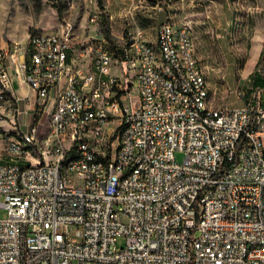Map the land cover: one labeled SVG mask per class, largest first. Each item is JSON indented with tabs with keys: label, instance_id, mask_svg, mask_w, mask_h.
I'll return each instance as SVG.
<instances>
[{
	"label": "built area",
	"instance_id": "built-area-1",
	"mask_svg": "<svg viewBox=\"0 0 264 264\" xmlns=\"http://www.w3.org/2000/svg\"><path fill=\"white\" fill-rule=\"evenodd\" d=\"M83 6L93 36L78 39L62 16L55 38L34 32L0 51V122L15 125L0 148L31 155L0 162V264H264L260 96L240 88L242 105L208 106L189 22L182 48L171 22L159 25L163 57L141 30L115 56L98 0Z\"/></svg>",
	"mask_w": 264,
	"mask_h": 264
},
{
	"label": "rangeland",
	"instance_id": "rangeland-1",
	"mask_svg": "<svg viewBox=\"0 0 264 264\" xmlns=\"http://www.w3.org/2000/svg\"><path fill=\"white\" fill-rule=\"evenodd\" d=\"M64 2L62 3V0H0V51L1 48L11 46L14 42H18L22 47L26 46L34 32L55 33L62 16H72V25H77L75 17L79 21L85 18L86 22L84 0H64ZM262 3V17L259 20L256 22L250 18L238 20L235 25L238 37L231 46L214 47L218 54L214 61L215 68H205L210 83L208 106L218 108L225 105H242L245 99L239 98L236 94V90L240 88L246 91L247 98L260 96L264 104V89L253 85V72L257 69L261 46L254 39L251 40L254 30L260 29L264 32V0ZM58 4L65 6L62 13L57 10ZM84 25H78L76 28L78 39L94 35V30L91 27L85 28ZM118 123V120L112 121L107 131L111 134ZM0 125L3 133L14 132L15 125L11 118L5 117ZM0 149L4 153V150ZM176 157L182 160L184 154L177 152ZM2 200L3 197H0V201ZM6 216L7 209L0 207V218Z\"/></svg>",
	"mask_w": 264,
	"mask_h": 264
},
{
	"label": "crops",
	"instance_id": "crops-1",
	"mask_svg": "<svg viewBox=\"0 0 264 264\" xmlns=\"http://www.w3.org/2000/svg\"><path fill=\"white\" fill-rule=\"evenodd\" d=\"M104 3L109 16L111 44L121 49L132 45L138 30L143 32L144 39L156 44L157 28L162 22L168 20L176 29L189 22L193 27L196 56L204 69L215 68L218 54L214 47L231 46L236 40L238 20L250 18L256 22L262 17L263 10L262 0H104ZM75 19L77 26L85 24L87 28L85 18ZM253 33L251 40L260 44L261 54L264 52V32L256 29ZM87 60L79 58L76 63L86 67ZM14 85L20 95H29L35 102L27 83L15 78Z\"/></svg>",
	"mask_w": 264,
	"mask_h": 264
},
{
	"label": "bare ground",
	"instance_id": "bare-ground-1",
	"mask_svg": "<svg viewBox=\"0 0 264 264\" xmlns=\"http://www.w3.org/2000/svg\"><path fill=\"white\" fill-rule=\"evenodd\" d=\"M173 32H171V47L182 48L183 35L185 32V24L179 28H175L171 23ZM157 37H159V26L157 28ZM48 38H55V33H48ZM15 47H22L18 42H15ZM148 50L150 55H156V57H163V50H157V45L148 42ZM47 121H54V112H47ZM86 139L78 140V147H85ZM24 151H34V144H24ZM0 162L27 165L31 162V155L17 154L12 152H1L0 149ZM67 162H74V155H67Z\"/></svg>",
	"mask_w": 264,
	"mask_h": 264
},
{
	"label": "trees",
	"instance_id": "trees-1",
	"mask_svg": "<svg viewBox=\"0 0 264 264\" xmlns=\"http://www.w3.org/2000/svg\"><path fill=\"white\" fill-rule=\"evenodd\" d=\"M98 2L102 9V15H101L102 32L104 37L108 41V46L115 56L123 55L124 54L123 49L115 47L111 44L110 22H109V16L105 12L104 0H98ZM62 3H65L64 0H62ZM64 7L65 6L63 4H58L57 7L58 12L62 13ZM253 85L256 88L264 89V52L260 54L257 62V69L253 72Z\"/></svg>",
	"mask_w": 264,
	"mask_h": 264
}]
</instances>
